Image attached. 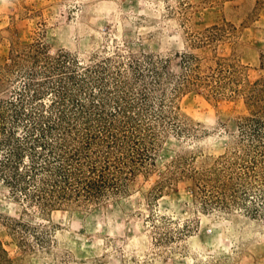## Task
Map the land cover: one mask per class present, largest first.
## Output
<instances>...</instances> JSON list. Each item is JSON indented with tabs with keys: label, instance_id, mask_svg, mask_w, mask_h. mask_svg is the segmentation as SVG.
Masks as SVG:
<instances>
[{
	"label": "rangeland",
	"instance_id": "374dc122",
	"mask_svg": "<svg viewBox=\"0 0 264 264\" xmlns=\"http://www.w3.org/2000/svg\"><path fill=\"white\" fill-rule=\"evenodd\" d=\"M218 65L244 90L216 92ZM263 84L264 0H0V264H264L241 135ZM90 104L153 127L151 159L120 191L42 210L7 181L9 138L27 154Z\"/></svg>",
	"mask_w": 264,
	"mask_h": 264
},
{
	"label": "trees",
	"instance_id": "16d2710c",
	"mask_svg": "<svg viewBox=\"0 0 264 264\" xmlns=\"http://www.w3.org/2000/svg\"><path fill=\"white\" fill-rule=\"evenodd\" d=\"M218 66L207 75L217 77L218 85L213 88L216 92L223 85L219 80L225 77L228 82L223 81L227 83L223 87H227L230 94L244 90L240 82L234 81L235 69ZM189 68V71L193 70ZM225 71L227 75L223 76ZM194 75L188 73L187 76L199 80L197 74ZM185 82L186 85L192 83L189 78ZM258 84L254 82L247 89L246 95L252 106L260 100L255 90ZM259 91L264 89L259 88ZM99 106L81 105L76 114H61L55 120L43 123L39 136L27 146V154H24L23 142H13L16 136L11 135L9 154L18 161L8 166V183L21 188L26 179L30 187H22L26 189L25 196L42 210L73 202H92L120 191L126 181L151 159L155 135L153 127L137 122L126 113L127 109L107 114ZM257 113L244 119L242 127L247 130L241 135L248 143L244 152L247 158L243 161H247L244 167L250 169L252 175L261 173L264 177L261 169L264 166V116ZM256 168L261 172L255 173ZM194 177L199 188L203 177ZM259 184L262 186L260 191H263L264 178Z\"/></svg>",
	"mask_w": 264,
	"mask_h": 264
}]
</instances>
